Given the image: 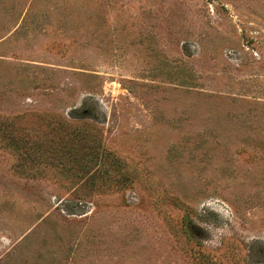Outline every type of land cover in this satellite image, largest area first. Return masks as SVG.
Segmentation results:
<instances>
[{
	"label": "rangeland",
	"instance_id": "374dc122",
	"mask_svg": "<svg viewBox=\"0 0 264 264\" xmlns=\"http://www.w3.org/2000/svg\"><path fill=\"white\" fill-rule=\"evenodd\" d=\"M0 264H264V0H0Z\"/></svg>",
	"mask_w": 264,
	"mask_h": 264
},
{
	"label": "trees",
	"instance_id": "16d2710c",
	"mask_svg": "<svg viewBox=\"0 0 264 264\" xmlns=\"http://www.w3.org/2000/svg\"><path fill=\"white\" fill-rule=\"evenodd\" d=\"M70 116V115H69ZM72 135H78L77 133L76 134H74V133H72Z\"/></svg>",
	"mask_w": 264,
	"mask_h": 264
}]
</instances>
